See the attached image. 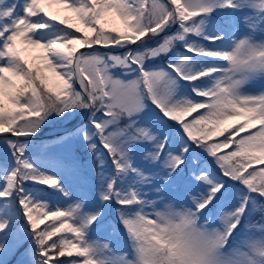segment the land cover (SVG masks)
I'll list each match as a JSON object with an SVG mask.
<instances>
[{
	"label": "snow or ice",
	"instance_id": "obj_1",
	"mask_svg": "<svg viewBox=\"0 0 264 264\" xmlns=\"http://www.w3.org/2000/svg\"><path fill=\"white\" fill-rule=\"evenodd\" d=\"M0 146V264H264V0H0Z\"/></svg>",
	"mask_w": 264,
	"mask_h": 264
},
{
	"label": "rangeland",
	"instance_id": "obj_2",
	"mask_svg": "<svg viewBox=\"0 0 264 264\" xmlns=\"http://www.w3.org/2000/svg\"><path fill=\"white\" fill-rule=\"evenodd\" d=\"M68 15H70V14H68ZM157 63H160V61H157ZM197 99H202V98H197ZM193 115H198V113H196V114H193ZM189 119H191V117H189ZM76 121H74L73 123H75ZM52 128H51V131H57L60 127L59 126H51ZM174 127H177L178 128V126L177 125H175L174 124ZM218 139H223V137H219ZM43 143H45V142H43ZM43 143H40V144H43ZM39 144V145H40ZM77 151L81 154V155H84L85 154V149L83 148V146L82 145H78L77 146ZM225 151H231V149H228V150H225ZM196 152L199 154V156H200V158H201V160H202V162L205 164V165H207V166H210V168L211 169H213V170H215V171H217V173L219 172V169L216 167V164H215V162L213 161V159L211 158V157H209L207 154H205V153H203V152H201L200 151V149H196ZM0 158H3V149H2V146H0ZM229 183H234V182H232V181H229ZM226 206H228V205H226ZM110 216H112V217H114L115 218V211H114V208L111 210V213H110ZM217 223H218V221H217ZM119 227V226H118ZM28 247V245L27 244H25L22 248H20L18 251H23L25 248H27ZM19 252V253H20ZM12 257V256H11ZM11 257H9L8 258V260L11 258Z\"/></svg>",
	"mask_w": 264,
	"mask_h": 264
},
{
	"label": "water",
	"instance_id": "obj_3",
	"mask_svg": "<svg viewBox=\"0 0 264 264\" xmlns=\"http://www.w3.org/2000/svg\"><path fill=\"white\" fill-rule=\"evenodd\" d=\"M99 50L104 51V52L109 51V49H105V48H100ZM81 51H87V49H81ZM76 87L79 88V85H76ZM75 123H77V121ZM63 132H64V128L63 129H59L56 132L51 133V134H40L37 138H32V139H34V141H41V140L57 138L59 135H62Z\"/></svg>",
	"mask_w": 264,
	"mask_h": 264
},
{
	"label": "trees",
	"instance_id": "obj_4",
	"mask_svg": "<svg viewBox=\"0 0 264 264\" xmlns=\"http://www.w3.org/2000/svg\"><path fill=\"white\" fill-rule=\"evenodd\" d=\"M33 55H35L34 53H33ZM74 122V121H73ZM72 122V123H73ZM69 125H71V124H69ZM69 125H67V126H69ZM51 126H59V127H65L64 125H56V124H48V125H45L43 128H42V130H41V132H46V131H49V130H51ZM49 141H52V140H49ZM43 142H48V141H41V142H38V141H36L35 143L37 144V145H39L40 143H43ZM0 159H2V158H0ZM115 207H117L116 205H113V208L115 209ZM116 225H117V227L119 226V223H118V221H116ZM120 227V226H119ZM121 232H123V229L121 228ZM126 239V238H125ZM20 251H17V253L8 261V263L13 259V258H15L16 256H19L20 254H18ZM63 259V258H62Z\"/></svg>",
	"mask_w": 264,
	"mask_h": 264
}]
</instances>
